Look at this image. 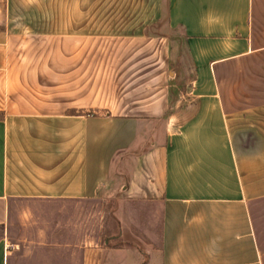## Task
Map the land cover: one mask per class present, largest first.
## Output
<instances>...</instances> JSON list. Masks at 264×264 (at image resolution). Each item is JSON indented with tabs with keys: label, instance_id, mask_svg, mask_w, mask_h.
<instances>
[{
	"label": "crops",
	"instance_id": "1",
	"mask_svg": "<svg viewBox=\"0 0 264 264\" xmlns=\"http://www.w3.org/2000/svg\"><path fill=\"white\" fill-rule=\"evenodd\" d=\"M0 89V264H61L15 201L110 184L102 264H264V0H0Z\"/></svg>",
	"mask_w": 264,
	"mask_h": 264
},
{
	"label": "rangeland",
	"instance_id": "2",
	"mask_svg": "<svg viewBox=\"0 0 264 264\" xmlns=\"http://www.w3.org/2000/svg\"><path fill=\"white\" fill-rule=\"evenodd\" d=\"M19 89L20 87L16 88ZM1 93L0 89V98ZM111 190L112 184L108 192L104 191L84 200H46L41 203L30 200L15 201L14 207L17 209L39 208L38 215H29L24 211H19L17 215L15 210L13 212L17 233L23 236L22 247L29 252L37 251L35 241L40 233L45 240L38 241L47 242L46 244L39 242L43 244L40 249L47 253L46 259L53 258L61 264L75 262L79 264L81 256L83 261L86 256L89 264H102L101 258L107 254L117 259L116 252H113L112 248L117 244L122 245V242L112 239L117 236L115 221L118 217L122 219L123 215L125 219H136V202L124 201L118 198V194L111 195ZM32 217L35 223L29 221ZM128 234L129 232L125 233V236ZM0 235L3 239L1 229ZM111 235L113 236L110 237ZM119 240H122V236Z\"/></svg>",
	"mask_w": 264,
	"mask_h": 264
}]
</instances>
